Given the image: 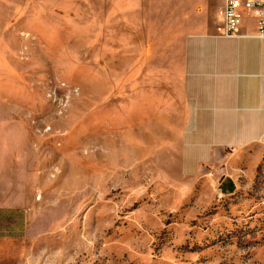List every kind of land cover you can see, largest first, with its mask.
Returning <instances> with one entry per match:
<instances>
[{"label":"rangeland","instance_id":"374dc122","mask_svg":"<svg viewBox=\"0 0 264 264\" xmlns=\"http://www.w3.org/2000/svg\"><path fill=\"white\" fill-rule=\"evenodd\" d=\"M222 1L0 0V196L25 227L0 264H264V140L219 196L150 102Z\"/></svg>","mask_w":264,"mask_h":264},{"label":"crops","instance_id":"0c3cea01","mask_svg":"<svg viewBox=\"0 0 264 264\" xmlns=\"http://www.w3.org/2000/svg\"><path fill=\"white\" fill-rule=\"evenodd\" d=\"M217 21L182 38L176 62L160 68L167 85L150 102L181 120L172 132L181 136L183 174L213 182L228 197L237 190L233 155L264 140V45L252 16L243 14L239 38L218 37ZM22 215L19 202L0 196V257L23 238Z\"/></svg>","mask_w":264,"mask_h":264},{"label":"built area","instance_id":"2783aa9c","mask_svg":"<svg viewBox=\"0 0 264 264\" xmlns=\"http://www.w3.org/2000/svg\"><path fill=\"white\" fill-rule=\"evenodd\" d=\"M243 14L255 19V34L264 45V1L263 0H223L217 12L218 23L215 33L220 38H239Z\"/></svg>","mask_w":264,"mask_h":264}]
</instances>
